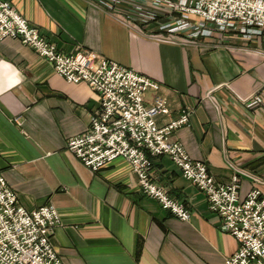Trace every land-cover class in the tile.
I'll list each match as a JSON object with an SVG mask.
<instances>
[{"label": "crops", "instance_id": "1", "mask_svg": "<svg viewBox=\"0 0 264 264\" xmlns=\"http://www.w3.org/2000/svg\"><path fill=\"white\" fill-rule=\"evenodd\" d=\"M0 1H9L59 52L90 51L158 83L145 94L148 104L157 95L167 98L170 113L158 116V125L191 111L171 140L205 162L219 183L236 169L252 175L241 176V197L253 188L264 194L262 39L230 35L231 48L157 42L95 0ZM257 94L262 102L247 107L242 99ZM99 107L88 84L68 83L20 40L0 41V171L27 210L57 208L52 243L59 257L65 264H223L238 242L167 156L150 157L151 172L186 206L188 221L145 195L125 159L92 171L68 151V139L87 129Z\"/></svg>", "mask_w": 264, "mask_h": 264}, {"label": "built area", "instance_id": "2", "mask_svg": "<svg viewBox=\"0 0 264 264\" xmlns=\"http://www.w3.org/2000/svg\"><path fill=\"white\" fill-rule=\"evenodd\" d=\"M104 9L122 13L137 30L164 43L225 46L230 35L250 43L264 41V0H95ZM153 24V25H152ZM151 26V27H149ZM144 28L148 30L144 31ZM17 39L49 61L68 83L84 82L98 94L100 107L87 129L67 141V149L87 168L98 171L117 158L131 166L143 193L180 220L189 210L171 198L151 172L150 157L167 156L182 177L202 191L209 209L223 221L225 230L239 246L223 264H264V194L257 188L241 197V176L236 169L227 183H219L207 164L190 157L172 141V134L187 125L191 111L183 110L160 126L158 116L170 113L166 97L157 95L148 104L145 94L157 91L158 83L134 69L90 51L64 54L14 8L0 1V41ZM247 107L258 106L261 95L242 99ZM60 225L52 204L27 210L18 202L0 171V264H65L57 254L52 236Z\"/></svg>", "mask_w": 264, "mask_h": 264}, {"label": "rangeland", "instance_id": "3", "mask_svg": "<svg viewBox=\"0 0 264 264\" xmlns=\"http://www.w3.org/2000/svg\"><path fill=\"white\" fill-rule=\"evenodd\" d=\"M55 232V231H54ZM54 235V234H53ZM53 237V236H52Z\"/></svg>", "mask_w": 264, "mask_h": 264}]
</instances>
